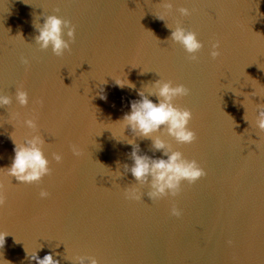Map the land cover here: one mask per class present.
<instances>
[{
	"label": "water",
	"instance_id": "water-1",
	"mask_svg": "<svg viewBox=\"0 0 264 264\" xmlns=\"http://www.w3.org/2000/svg\"><path fill=\"white\" fill-rule=\"evenodd\" d=\"M172 2L163 21L154 15L163 0H0V93L12 97L0 107L2 264H36L26 252L37 248L39 257L53 253L59 264L76 256L99 264H264V131L253 123L257 105L264 107V0ZM178 7L190 14L181 16ZM45 15L74 26L61 56L34 42L32 21L43 23ZM177 22L202 42L196 60L168 40L166 24ZM159 78L189 90L175 103L191 110L196 136L191 144L163 138L205 175L156 201L137 184L141 199L127 200L123 188L135 183L123 168L132 163L131 145L111 132L132 138L117 120L139 99L136 90ZM127 79L136 87L114 82ZM16 87L28 93V105L16 104ZM27 116L38 120L51 171L22 184L3 168L11 163L12 139L30 134ZM135 143L142 154H162L148 139ZM117 162L123 175L114 183ZM42 188L47 198L39 197ZM173 206L179 217L170 215Z\"/></svg>",
	"mask_w": 264,
	"mask_h": 264
},
{
	"label": "clouds",
	"instance_id": "clouds-1",
	"mask_svg": "<svg viewBox=\"0 0 264 264\" xmlns=\"http://www.w3.org/2000/svg\"><path fill=\"white\" fill-rule=\"evenodd\" d=\"M172 5V0H163L162 11L154 15L165 21L164 16L169 14ZM177 11L181 16L190 14L189 9L186 7H178ZM32 23L37 33L33 39L40 49L50 47L52 53L56 56H61L66 50H69L70 42L74 38V26L67 19L57 15H45L43 23H39L37 18ZM166 27L171 29L168 40L180 44L184 51L189 54V58L196 60L195 54L203 47L202 42L197 38L196 32L186 29L179 22L175 26L166 24ZM65 36L67 39L64 38ZM218 55V44L212 43L210 56L215 58ZM22 63L27 64L28 61L22 58ZM114 82L120 87L127 86L130 89L136 87L128 79L127 83H121L118 80H114ZM136 91L139 99L130 101V110L117 120L122 122L123 133L125 128L131 130L132 138L117 139L110 131L112 137L117 141H124L131 145V151L127 155L132 163L131 165L124 163L123 168L125 173H131L135 183L123 188L124 198L127 200L141 199V192L138 191L137 184L147 186L146 195L152 201L164 197H174L182 181L193 183L205 175L204 169L196 160L185 158L180 151L173 150L167 140L163 138L164 136L172 137L178 144H191L196 139L194 131L189 127V122L192 119L191 110L180 107L175 103L177 98L187 95L189 90L183 84H174L171 80L159 78L150 82V84H142ZM249 94H255V89ZM14 95L16 104L19 106L28 105V93L22 87H16ZM97 95L101 99L105 98L102 89ZM149 96H154L156 98L155 102L149 99ZM11 103L12 97L0 93V107L8 106ZM9 116L14 119L16 112H11ZM243 119L249 123L245 119V113ZM253 123L256 129L264 131V107L257 105ZM23 126L30 130V134L19 141L11 137L13 156L10 165L3 169L6 170L7 175L14 177L18 183H39L51 171L50 161L44 152L46 142L39 131L40 126L35 116L25 117ZM136 137L150 140L151 148L161 151V156L142 154L139 145L135 143ZM69 147L73 155H79L76 145H69ZM51 156L57 163L63 159V155L59 152H53ZM120 166V163L117 162L116 170L112 171L110 169L114 183L116 178L123 175L119 170ZM48 195L46 189L42 188L39 191V197L42 199L47 198ZM169 213L177 217L181 214L175 206L170 208ZM4 237L0 235V240L3 242ZM37 249L32 254L26 252L29 261H35L36 264H59V261L53 258V253H46L41 258L37 255ZM0 264H2V260H0ZM73 264H99V261L93 256H76Z\"/></svg>",
	"mask_w": 264,
	"mask_h": 264
}]
</instances>
